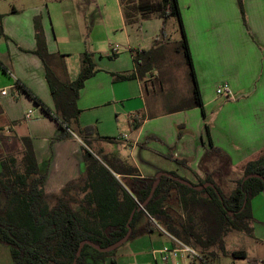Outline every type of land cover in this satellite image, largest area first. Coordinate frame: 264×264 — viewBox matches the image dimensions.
<instances>
[{"label": "crops", "instance_id": "crops-1", "mask_svg": "<svg viewBox=\"0 0 264 264\" xmlns=\"http://www.w3.org/2000/svg\"><path fill=\"white\" fill-rule=\"evenodd\" d=\"M177 2L204 113L202 114L200 107L173 112L186 113L187 117L189 114L187 112H192L195 121L192 142L183 145L187 137L184 135L176 143H164V146L167 151L169 149L173 151V154L168 153L167 156L182 164L188 176L159 168L145 159L141 160L140 166L133 161V166H120V170L113 171L112 174L118 180L128 178L148 180L155 177L158 172L167 171L166 173L170 174L173 171L174 176L186 179L195 186L207 183L209 181L206 179H210L225 196H228L241 178L244 164L264 156V0H241L240 8L236 0H177ZM34 13L36 14L35 11ZM132 15L133 21L126 23L123 20L121 27L127 48L119 51L118 45L115 44L111 45L109 52L103 54L91 52L98 70L86 79L79 89L75 107L79 110L76 117H92L93 120L84 121L82 127L78 126L79 134L70 128L69 135L59 139H56L59 128L55 119L47 115L41 106L20 88L14 92L12 88L15 81L19 80L56 113L47 73L50 72L62 82L74 80L76 77L69 79L67 76L65 59L69 51L54 49L47 44L45 49L49 58L47 57L44 63L40 57L24 52L26 49L36 48L32 19L23 28L11 30H7L0 22L3 35H12L16 46L13 49L5 42L7 58L4 60L2 54L0 56V61L8 69V72H4L0 68V91L6 90L5 95L0 94V149L11 144L17 152H21L27 144L36 158L41 173L45 174V194H59L64 190V206L76 211L81 209V205L87 204L83 201V196L89 192L85 187V180L91 163L81 154L82 148L97 158V155L84 144L85 136L80 135L84 127L95 126L94 133L86 135L90 137L97 135L101 124L105 122L117 124L121 118L126 120L129 129L131 127L136 131L134 140L127 138L126 135L119 139L123 146L132 150L139 144L143 147L148 145L147 142H143L146 137V134H143V127L149 123L150 117L154 118L156 115L149 116L150 109L144 99V92H148L150 83L152 85L154 83L147 77L154 76V71L148 72L143 80L138 73L135 74L137 68L135 53L138 49L132 45L137 41L136 43L144 46L139 49L143 51L148 41L152 39L142 32L143 24H148L152 13L132 10ZM170 18L167 19V23ZM61 25L64 26V22ZM42 28L47 41L50 33L46 17ZM158 42L159 40L154 39L147 49L154 48L153 45ZM167 44L170 45V50L174 49L175 43ZM114 46H117L114 51L116 55L111 59L109 55ZM140 60V65L146 62L145 59ZM102 61L116 63L117 66H107L106 63L102 64ZM125 72L133 73V77L128 80L113 79L112 73ZM158 72L160 71L157 70ZM119 81L124 82L127 91L122 85H116ZM224 82L229 85L232 97L218 95L215 92L216 86ZM34 112L36 116L32 117L31 114ZM27 113H30L29 117H26ZM138 117L143 119L140 126ZM21 121L25 124L24 130L17 128L21 125L17 123ZM206 126L213 147L220 149L227 157L220 154H205L210 148ZM100 136L108 138L105 134ZM182 148L184 150L181 152ZM214 161L218 163L212 169ZM42 164H45V168L41 167ZM141 167L152 172L142 170ZM238 174L241 175L234 185L232 180ZM165 186V189H169V196L163 202L164 214L157 219L139 217L133 226L131 237L128 235L124 241L130 240L133 243L139 239L149 240L146 246L148 250L126 252L130 257L135 256L137 259L138 262L132 264H154L155 249L165 244H174L173 239L183 242V239L188 238L189 226L198 225L200 213L193 211L184 204V201L196 197L203 200L207 208L218 207L210 193L206 191L212 187L194 189L197 193L193 195L173 183L167 182ZM229 215L225 214L227 217ZM247 215L245 221L250 229L246 234L248 241L230 253L243 251L238 257H234L235 264H264V189L250 198ZM239 232L242 231L234 230L232 233L238 236ZM210 254L200 255L203 261L198 258L199 264H210ZM111 264L118 263L112 260ZM169 264H174L173 260Z\"/></svg>", "mask_w": 264, "mask_h": 264}, {"label": "rangeland", "instance_id": "rangeland-1", "mask_svg": "<svg viewBox=\"0 0 264 264\" xmlns=\"http://www.w3.org/2000/svg\"><path fill=\"white\" fill-rule=\"evenodd\" d=\"M133 2L136 3L137 1L133 0ZM236 2L240 8V3L237 0ZM122 15L123 11L119 0H0V22L7 30L23 28L31 19L33 27L35 21L39 26H42L46 17L50 35L47 41L44 36L42 45L44 48H47L48 44L54 49L69 51L65 59L69 79L77 76L80 68V56L84 51L103 54L109 52L111 45L115 44L118 45L119 51L127 48L121 30L124 20ZM170 19L168 23L166 20L165 31L162 35V20L157 13H152L148 24L144 23L142 28L143 34H148L152 39L148 41L149 43L143 52L139 50L144 47L142 44L140 45L136 41L132 45L138 49L135 53L136 58L146 60L140 66L137 64L135 74L138 73V76L143 80L148 72L154 71V76L147 75L150 82L154 83L153 85L150 83L148 92H144V99L150 109L149 116L156 115L154 118L150 117L149 123L143 127V134H146L143 142H147L148 145L143 147L139 144L132 150L123 146L119 139L126 135L127 138L134 140L136 131L131 127L129 129L126 120L121 118L117 124L114 122L101 124L102 127H99L97 135L84 137V144L97 155L96 160L105 164L111 173L113 171L118 172L120 166H133V161L140 166L141 160L145 159L159 168L173 170L174 173L188 176L182 164L167 156L168 153L173 154V151L170 149L167 151L164 146V143H176L184 135L187 137L183 145L190 144L195 128L192 112H187L189 113L188 117L186 113H173L177 107H184L189 104L191 82L188 67L182 54L176 53L174 49L170 50V45L167 44L176 43L181 37L176 18L171 17ZM62 22H64V26L61 25ZM3 34L0 28V56L2 54V58L5 60L7 58L6 43H9L13 49L16 46L12 35L6 34L5 37ZM34 39L36 48L34 50L26 49L24 52L41 58L40 53L42 54L43 50L38 49L35 31ZM154 39L159 40V42L153 45L152 50H150L151 48L147 49ZM94 63L98 68L97 62ZM104 63L111 67L117 66L116 63L113 64L109 61H102V64ZM157 70L160 72L157 73ZM50 82L56 88L54 91L55 100L61 105L67 124L79 134L77 127H82L84 121H92L93 118H85L84 116L79 118L74 115L75 113L72 112L74 108L73 93L69 88L62 86L63 83L68 82H59L55 77H50ZM123 83L119 81L116 82V85H122L123 89L126 90ZM58 111L60 112V110ZM137 115L141 116V114ZM31 116L35 117L36 113H32ZM137 120L140 126L143 119L138 117ZM18 124L21 125L17 128L25 129L24 122L21 121ZM102 134L108 138H101L100 135ZM183 150L182 148L181 152ZM16 152L17 150L11 144L0 149L1 156ZM81 154L87 162L92 163V165L95 164L86 155L85 148H82ZM214 162L211 165L212 169L218 163ZM41 167L45 168V164H42ZM141 168L145 170V167ZM145 171L152 172L150 169ZM240 175H235L237 177L232 180L234 185ZM46 200L50 207L61 203L64 205V190L59 194H46ZM187 206L200 214L197 220L198 225L190 224L189 236L182 240L183 243L192 246L199 256L211 253L210 264H235V258L231 256L230 251L237 246H243L248 241L246 234L250 232L244 216L239 214L237 217H229L226 220L218 207L207 208L204 206L203 200L196 197L188 199ZM245 213L248 214V211ZM234 230H241L242 232L236 236L237 234L232 233ZM148 244V239H139L133 243L129 240L114 250L101 252V254L87 249L85 256L79 258L78 264H111L112 260H116L118 264H132V262L138 261L135 256L130 257L126 252L129 250H148L146 247ZM0 264H16L11 256L10 247L3 242H0ZM193 264H199L198 258L193 260Z\"/></svg>", "mask_w": 264, "mask_h": 264}, {"label": "trees", "instance_id": "trees-1", "mask_svg": "<svg viewBox=\"0 0 264 264\" xmlns=\"http://www.w3.org/2000/svg\"><path fill=\"white\" fill-rule=\"evenodd\" d=\"M136 1L134 3L133 0H119L126 23L133 21L132 10L140 13L155 12L162 20L163 35L166 20L170 17L176 18L181 37L175 43L174 50L182 54L188 67L191 95L187 106H179L173 112L200 107L203 114L201 93L177 0ZM237 1L241 7V0ZM34 31L38 49L43 50L42 54L40 53L41 59L45 63L48 54L42 45L44 38L42 26H39L37 21L34 22ZM115 55L116 53L112 50L109 57L113 58ZM135 61L136 65L140 66L141 60L138 57L135 58ZM0 68L4 72H8L7 67L1 61ZM96 70L98 69L94 63L93 54L84 51L80 56L78 75L74 80L62 85L69 88L73 93L74 108L72 112L75 113L74 115L79 113V110L75 107L78 91L85 80L92 76ZM112 76L115 80H128L133 77V73H112ZM50 77H53V75L48 72L47 79L50 92L54 98L56 113L52 112L41 99L19 80L15 81L12 91L14 92L15 89L20 88L37 105L41 106L47 115L55 119L59 128L56 139H59L69 135L68 129H70V126L67 124L61 105L55 100L54 91L56 88L52 86ZM205 128L210 144V148L206 150L205 154L223 155L220 149L213 147L208 127ZM94 131V125H87L82 129L80 135L86 136L94 133ZM85 150L90 161L95 162V164L92 165L91 163L87 169L85 187L89 189V192L83 196V201L87 204L81 205V209L77 211L61 205L62 203L50 207L44 189L45 174L41 173L36 158L27 144L21 152L0 156V242L10 247L11 256L16 264H72L81 241L91 240L105 247L118 241L127 233V219L131 211L147 198L154 177L148 180L140 178L118 180L105 165L96 160L90 151ZM224 156L227 157L225 154ZM242 172L236 187L228 196H225L213 181L206 179L214 185V188H207L206 191L210 193L212 200L218 204L222 215L230 214L228 217L225 216L226 220L229 217H237L239 214H242L244 219L248 217L245 212L248 211L250 198L264 189V156L246 162ZM170 174L174 175L172 172ZM249 174H258L261 178L250 177L243 180ZM167 182L173 183L193 195L197 193L191 187L161 176L150 200L143 209L134 212L129 223L131 228L129 238L139 217L148 216L157 219L164 214L162 210L163 202L169 196V189H165V183ZM187 201H184L185 205ZM87 249L101 254L90 245L85 244L81 248L75 264H78L81 256H85ZM239 253H243V251H232L230 254L233 257H238Z\"/></svg>", "mask_w": 264, "mask_h": 264}, {"label": "built area", "instance_id": "built-area-1", "mask_svg": "<svg viewBox=\"0 0 264 264\" xmlns=\"http://www.w3.org/2000/svg\"><path fill=\"white\" fill-rule=\"evenodd\" d=\"M117 46L112 47V50H116ZM215 92L218 95H227L232 97L229 85L224 82L216 86ZM1 95L6 94V90L0 91ZM30 113L26 114L29 117ZM174 244H165L160 248L153 251L154 264H169L173 260L174 264H193V260L199 258L202 262L203 259L199 257L195 249L190 245L185 244L179 240L173 239Z\"/></svg>", "mask_w": 264, "mask_h": 264}, {"label": "water", "instance_id": "water-1", "mask_svg": "<svg viewBox=\"0 0 264 264\" xmlns=\"http://www.w3.org/2000/svg\"><path fill=\"white\" fill-rule=\"evenodd\" d=\"M161 176L169 177V178H171V179H173V180H175V181H177V182H179V183H182L183 185H186V186L191 187V188L196 189V190L201 189V188H204V187H212V188H214L213 184H212V183H209V182L204 183V184L199 185V186H195V185H192L190 182H187L186 180H183V179H181V178H179V177H177V176L171 175V174H169V173H166V172H158V173H156V175H155V177H154V181L152 182V185H151V188H150V191H149V194H148L147 198L145 199V201H144L142 204L138 205V207H137L136 209H133V210L131 211V213H130L128 219H127V222H126V227H127V229H128L127 233H126L121 239H119L118 241L114 242V243L111 244V245L105 246V247H102V246H100V245H98V244L92 242L91 240H83V241H81V242L79 243V245H78V248H77V251H76V255H75V258L73 259L72 264H75L77 257H79V255H80L81 248H82L85 244H86V245H90L91 247H93V248L96 249L97 251L104 253V252L112 251V250H114L116 247H118V246H120L122 243H124V241H126L128 235H129V233H130V225H129V223H130V221L132 220V217H133L134 212H135L136 210L139 211V210H141V209L144 208L145 204H146V203L150 200V198L152 197L153 192H154L155 188L157 187V185H158V183H159V180H160V177H161ZM250 177H258V178H261V176L258 175V174H249V175L245 176L243 180H245V179H247V178H250Z\"/></svg>", "mask_w": 264, "mask_h": 264}]
</instances>
